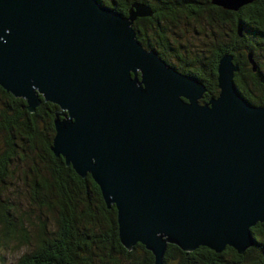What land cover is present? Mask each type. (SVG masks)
I'll use <instances>...</instances> for the list:
<instances>
[{
  "label": "water",
  "instance_id": "obj_1",
  "mask_svg": "<svg viewBox=\"0 0 264 264\" xmlns=\"http://www.w3.org/2000/svg\"><path fill=\"white\" fill-rule=\"evenodd\" d=\"M151 15L140 3L123 16L98 0H0V87L30 113L40 97L59 108L50 150L115 206L126 250L141 244L154 264L168 244L242 255L264 223V105L241 95L230 54L218 96L201 103L202 82L138 41L132 22Z\"/></svg>",
  "mask_w": 264,
  "mask_h": 264
},
{
  "label": "trees",
  "instance_id": "obj_2",
  "mask_svg": "<svg viewBox=\"0 0 264 264\" xmlns=\"http://www.w3.org/2000/svg\"><path fill=\"white\" fill-rule=\"evenodd\" d=\"M98 1L123 16L128 15L134 1L144 2ZM211 8L218 11L224 23L229 25L226 45H220L212 64L206 61L198 63L192 70L182 63L175 64L169 60L166 53L171 45L166 40L161 43L149 39L139 24L132 27L146 50H155L177 71L206 86L207 94H204L201 103L218 96V61L223 55L230 54L239 66L234 76L237 89L251 104L264 105V95H254L245 83V77L256 86H261L264 80L260 69L253 72L247 59L248 53L264 56V7L263 10H256L253 4H248L237 11L212 5ZM175 57L177 61L178 57L184 62V58L178 54ZM40 98L41 104L35 112L30 113L25 100L13 97L0 87V196L10 168L29 161L28 171L33 176L30 187L32 202L49 211L59 212L58 231L53 234L47 232L46 224L42 222L34 236L35 250L22 257L20 264H154L153 254L143 245L136 244L131 250L121 245L115 206L107 208L91 176L81 178L71 166H66L63 158L53 155L50 150L55 134L53 122L59 108ZM0 221V240L3 244L10 241L30 243V234L21 222L13 221V215L8 210L2 214ZM251 232L257 244L242 255L230 247L217 254L206 247L184 252L168 244L163 264H264V223L255 225Z\"/></svg>",
  "mask_w": 264,
  "mask_h": 264
},
{
  "label": "rangeland",
  "instance_id": "obj_3",
  "mask_svg": "<svg viewBox=\"0 0 264 264\" xmlns=\"http://www.w3.org/2000/svg\"><path fill=\"white\" fill-rule=\"evenodd\" d=\"M218 19L219 17L216 15L213 17V20L210 21L206 14H201L198 18L190 21V24L195 27H186L184 26L186 22H183L182 26L180 25L178 29L174 30L170 29L169 24L161 21L163 27L169 28L162 36L170 38L173 50H175L178 55L182 53L184 57H187V62L197 59L196 55H200L201 52H204L203 59L207 64H212V56L215 54L213 44L216 43L217 45L218 41L220 44L221 33L229 34V25L225 22L221 25L222 29H220L216 23ZM184 27L187 32L184 31ZM171 31L174 32V34L171 33ZM179 45L184 47L186 53L180 49ZM169 60L178 64L173 54L169 56ZM189 69L192 70L193 68L189 67ZM205 94H207V91ZM29 167V161H26L23 164L20 163L10 168V174L6 178L0 196V220L2 214H5V211L8 210L9 213L13 215V221L16 219V221L24 225V228L31 236L30 243L10 241L7 244H3V241L0 240V264H20L22 257L32 253L36 248L34 236L42 222L46 224L47 232L51 234L57 232L59 229V212L56 210L49 211L45 207H39L32 202L30 187L33 176L28 171ZM1 228L2 223L0 221V230Z\"/></svg>",
  "mask_w": 264,
  "mask_h": 264
},
{
  "label": "flooded vegetation",
  "instance_id": "obj_4",
  "mask_svg": "<svg viewBox=\"0 0 264 264\" xmlns=\"http://www.w3.org/2000/svg\"><path fill=\"white\" fill-rule=\"evenodd\" d=\"M134 3H140V4H144V5L148 6L151 10L152 15L149 17L137 18L136 20H134L132 22V26L135 24H139L142 27V29L144 30L146 36L149 37V39H153L156 41L159 40L161 43H162V41L166 40L171 45V46H169V50L166 53L168 57L171 54H173V56L175 57V55L177 53L172 48L173 46L171 44L172 41L170 40V38H165V37L161 36V35H163L164 32H167V30H169L168 27L167 28L163 27V25L161 24V21H164V23L169 24L170 29L174 30V29H178L180 25L182 26L183 22H186L184 24V26H186V27L192 26L190 24L191 20L198 18L201 14H206V16L208 17V19L210 21H212L213 17H215L216 15L219 17V19L216 23L218 24L217 26H219L220 29H222L221 25L224 24V20L222 19V16L219 14V12L216 10H212L211 0L210 1L209 0L208 1H206V0H144V2L134 1L131 4V6L129 7V9L132 7V5ZM251 4H253V7L256 10H263L262 8L264 7V0H255ZM212 6H214V5H212ZM214 7L218 8L217 6H214ZM129 9H128V12H129ZM193 27H195V26H192V28ZM184 31L187 32L185 27H184ZM171 33L174 34V32H172V31H171ZM157 34H159L160 36H157ZM173 36H175V35H173ZM213 36H214V34H213ZM220 40H221L220 44H219V41L217 42L218 43L217 45H216V43L213 44L215 54L212 56V58L217 56V51L220 50L221 46L224 47L226 45L227 34L221 33ZM180 49H182L184 51L183 46H180ZM149 50H153V49H149ZM184 53H186V51H184ZM204 54H205L204 52H201L200 55L199 54L196 55L197 59H195L191 62H187V60H188L187 57H184L182 53H179V56L184 58V62L182 60H180L178 57H177V59L180 62L177 60L176 61H177V63H182L185 66L192 67L194 69V67H197L198 63L199 64L205 63V60L203 59ZM252 55H253V57H255L254 61L257 63V65H259L258 68L263 73L262 75H264V69H262L263 61H264L263 55H261V54H258V56H256L255 54H252ZM245 79H246L245 80L246 86L249 88V90L254 95H256V94L264 95V80H263L261 86H256L253 82L249 81V79L247 77H245Z\"/></svg>",
  "mask_w": 264,
  "mask_h": 264
}]
</instances>
